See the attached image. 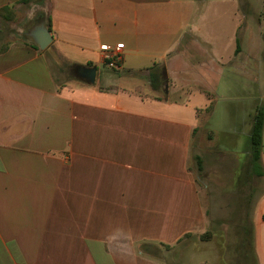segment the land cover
Masks as SVG:
<instances>
[{
	"label": "crops",
	"instance_id": "obj_1",
	"mask_svg": "<svg viewBox=\"0 0 264 264\" xmlns=\"http://www.w3.org/2000/svg\"><path fill=\"white\" fill-rule=\"evenodd\" d=\"M205 2L0 0V11L25 6L31 26L0 47V264H170L160 251L211 225L192 165L200 157L207 172L194 137L210 93L245 102L227 112L232 125L218 142L244 167L234 180L262 182L247 174L264 100L262 30L249 23L240 39L247 16L210 22ZM33 18L50 30L46 50L29 36ZM116 46L121 70L106 74L103 49ZM78 66L97 68L94 85L63 79ZM156 66L183 102L150 95ZM255 189L249 219L264 264V192Z\"/></svg>",
	"mask_w": 264,
	"mask_h": 264
},
{
	"label": "rangeland",
	"instance_id": "obj_2",
	"mask_svg": "<svg viewBox=\"0 0 264 264\" xmlns=\"http://www.w3.org/2000/svg\"><path fill=\"white\" fill-rule=\"evenodd\" d=\"M205 1L203 12L207 18H209L208 14L209 16L212 15L209 18L210 22L221 20L224 18V14L227 16L230 13H232L231 16L236 14L237 20H243L242 17L246 15V20H249V22L247 23L245 19L242 21L239 32L240 39L243 38L244 28L250 23L253 29L257 28V25L261 27L264 43V0H238L241 6L239 12L233 9L232 1L235 0ZM25 8L23 6L22 9L18 10L13 6L0 14L1 20L4 21L0 26L1 48L12 39H24V36L20 33L21 29H23V32H27L28 27H31L30 21L26 19ZM250 16L251 19H249ZM34 18L33 25L35 26L38 17ZM195 22L196 25L202 24L201 16ZM248 36L245 39L247 43H250ZM246 49L247 55H249V44ZM73 73V71H68L63 79H67L69 76L75 78ZM106 74L116 75L110 69L106 70ZM196 84L197 87L194 89H204L202 83L198 82ZM164 86L159 92L150 95L180 102H183L186 98V95L182 93L168 95ZM209 97L211 108L203 110L200 114V127L194 137V143L197 146V149H194V154H202L206 161L208 160L207 172H198L195 158H193L192 165L199 176L200 187L205 190L207 186V190H205L207 193L206 204L211 225L205 234L188 235L179 246L173 249L167 247L166 251H160V254L165 256L170 264H235L233 252L236 245H243V248H246L249 241L252 240L251 237H253V227L249 218L254 211V197L249 195L250 190L254 192V188H256L255 191L258 194L259 189L262 188L264 192V179L262 182L257 179L255 186L253 180L252 182L246 178L241 181L234 180V171L237 168L242 171L244 167L242 165L239 167L233 157L226 156L222 146H220L221 144L218 142L225 140L222 132L219 131H223L224 128L232 125L227 112H235L238 107L243 108L245 102L229 101L226 96H219L216 93H210ZM261 105L264 106V100ZM214 107L217 108V111L210 122ZM210 124L212 130L216 131L215 134L210 129ZM213 141H216L217 145ZM241 264H245V262Z\"/></svg>",
	"mask_w": 264,
	"mask_h": 264
},
{
	"label": "trees",
	"instance_id": "obj_3",
	"mask_svg": "<svg viewBox=\"0 0 264 264\" xmlns=\"http://www.w3.org/2000/svg\"><path fill=\"white\" fill-rule=\"evenodd\" d=\"M25 2H27V0H25ZM8 9L9 8H5L1 10L0 14ZM237 44L239 51V47H240L239 39ZM150 79H151L150 81H151L152 89L154 91H160L162 86L167 82L166 80L167 75L165 69H162L161 67L158 66L154 67L152 69ZM209 108H211V106H209ZM263 136H264V106H259L253 116L252 129L250 133V141H249L250 161L247 168V174L249 175V177H253V178L264 177V166L262 163ZM195 160L197 162V167H198L197 170L199 173H201L203 170L202 160L200 157H195ZM251 239L252 240L249 241V244H247L246 248H243V245L242 246L236 245V248L234 249L233 252L235 264H241L244 262L245 264H258V260L254 249L253 237H251Z\"/></svg>",
	"mask_w": 264,
	"mask_h": 264
},
{
	"label": "water",
	"instance_id": "obj_4",
	"mask_svg": "<svg viewBox=\"0 0 264 264\" xmlns=\"http://www.w3.org/2000/svg\"><path fill=\"white\" fill-rule=\"evenodd\" d=\"M29 36L41 50H46L53 41L50 30L45 23L36 24L30 31ZM74 75L79 80L94 85L96 83L97 68L78 66L74 70Z\"/></svg>",
	"mask_w": 264,
	"mask_h": 264
},
{
	"label": "built area",
	"instance_id": "obj_5",
	"mask_svg": "<svg viewBox=\"0 0 264 264\" xmlns=\"http://www.w3.org/2000/svg\"><path fill=\"white\" fill-rule=\"evenodd\" d=\"M105 65L113 71H120L124 59V50L121 46H116L113 49L104 48Z\"/></svg>",
	"mask_w": 264,
	"mask_h": 264
}]
</instances>
